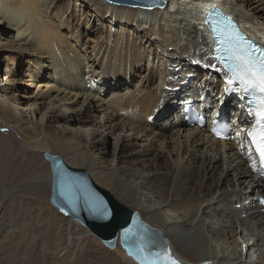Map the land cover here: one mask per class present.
<instances>
[{
    "label": "bare ground",
    "instance_id": "1",
    "mask_svg": "<svg viewBox=\"0 0 264 264\" xmlns=\"http://www.w3.org/2000/svg\"><path fill=\"white\" fill-rule=\"evenodd\" d=\"M77 1L0 0V41L12 46V55L6 58V67H11L6 68L5 74L8 71L9 76H15L18 68L14 66L20 57L24 69L19 73L26 82L33 78L34 85L33 93L23 96L24 101L31 98L26 104L28 113L6 101L7 98L15 103L16 95L0 86V125L12 129L17 148L23 144L27 155L32 156V151L41 155L57 152L52 155L61 157L67 166L85 170L97 186L161 231L178 264H264V211L257 203V198L264 196V185L253 168L242 130L235 129L229 142L217 140L210 134L209 124H189L182 113L187 100L206 111L209 93L214 90L208 84L227 75L218 70L222 66L209 43L215 44V40L207 34L205 10L219 3L238 21L242 32L264 44V28L257 26L260 17L256 16L264 13V8L256 6L251 15L244 8L264 0H239V6L231 0H161L149 9L104 0H81L84 4ZM165 2L167 7L161 9ZM85 4L98 17L96 29L81 13L82 7H87ZM72 11L77 15L75 23H79L80 29L84 27L83 34L66 14ZM137 31L145 33L147 39L137 41ZM89 32L94 36H88L84 42L83 36ZM143 41L148 45L142 46ZM156 42L158 51H164L155 61L150 46ZM171 59H176L177 67L188 65L198 69V73L203 71L202 78L197 80L198 91L189 92V79L179 81L173 94L165 92L174 76L185 71L180 67L176 72L177 69L168 67L172 65ZM142 62L147 76L133 82ZM191 71L186 70L185 74L193 76ZM109 76L114 77L113 82H109ZM121 78L131 81L130 84L116 87ZM152 82L155 87L150 86ZM221 86L219 92L215 91L216 102L219 100L224 107L234 105L224 95H238L226 91V79L221 80ZM224 86L228 88L224 90ZM201 91H205L206 98L198 94ZM47 98L53 100L54 106L61 101L63 104L53 107L39 120L33 118L37 113L35 107L45 105ZM79 99V113L73 115ZM163 105L164 112L173 110L167 125L160 126L153 121ZM235 106L241 114L240 102ZM217 110L218 107L214 108L212 113ZM96 112L105 115L107 129L112 126L131 132L117 135L111 154V130L105 133L73 125L76 121H95ZM104 124L101 123L103 128ZM4 131H0V173L7 175L3 168L15 156L9 144L11 132ZM143 136L151 138L140 143L138 139ZM174 137L178 142L168 148L167 143ZM35 175L37 182L51 181L50 171ZM13 193L4 192L3 200L11 202ZM82 234L77 231L71 241H77ZM219 239L228 240L233 250L228 252L222 245L218 248ZM66 248L62 257L67 256Z\"/></svg>",
    "mask_w": 264,
    "mask_h": 264
},
{
    "label": "rangeland",
    "instance_id": "2",
    "mask_svg": "<svg viewBox=\"0 0 264 264\" xmlns=\"http://www.w3.org/2000/svg\"><path fill=\"white\" fill-rule=\"evenodd\" d=\"M87 2L86 0H84ZM108 3H113L115 5H123L126 4H120L116 3L112 0H104ZM137 1V0H133ZM234 4L236 3L237 6L240 5L239 0H231ZM256 1V0H252ZM79 4H84L83 1L78 0ZM160 2L158 0H147L146 3H143V5H148L147 3H156ZM238 2V3H237ZM260 4V5H259ZM90 5V3H89ZM89 5H86L87 7H82L84 10L81 12L84 14V17L88 20L89 24L92 25L93 29H96L99 25H97V15L96 13L91 9ZM154 4L153 6H155ZM259 5V6H258ZM128 6V5H127ZM264 8V3L261 2H254L250 5H245L244 8L246 9V14H253L254 9L253 8ZM131 7V6H130ZM140 7V6H139ZM167 7V3L165 2L161 9H164ZM144 9H149L146 7H141ZM188 11H190L188 9ZM74 12H67L68 17H72L73 19H70L71 23H74L73 25L75 27L78 26V22L75 23V17L77 15L73 14ZM79 13L80 12H77ZM183 13H186V11ZM192 12H190L191 15ZM255 13V12H254ZM73 14V15H72ZM256 16L260 17L259 24L257 25L259 27L264 28V13L261 11V13L256 14ZM263 22V23H261ZM77 29H80V26L77 27ZM83 29H80V32L83 34ZM77 34H80L79 30L77 31ZM135 32V31H134ZM136 33V32H135ZM138 36L137 41L140 40H146L147 36L141 32L137 31ZM88 36H94V33H87L85 36H83L84 42L86 41ZM142 42V46L148 45L146 42ZM144 43V44H143ZM159 43L156 42L153 43L150 48L152 52H154V56H156L155 61L157 60V56H162V53L158 51V45ZM157 45V46H155ZM9 48H12V46L5 44V40L0 41V86H6L10 89L11 92H13L16 95L15 103L13 101H9L6 98V101L12 103L13 105H16L18 110L24 113L29 112V107L26 105L29 103L28 101L31 100V98L28 97L26 101H24V95H29L33 93L34 85H33V78L28 79V81H24L22 74L19 73L22 72L24 69L23 63L19 57V61H16V65L14 68H18V72L15 74V76H9L8 71L7 74H5L6 68H10L11 66L6 67L7 60L6 58L11 56V52H9ZM174 53V51H171ZM17 55V53H15ZM19 55V54H18ZM24 58V57H23ZM164 58L168 59L167 56H164ZM172 65L170 68L177 69L176 72H179L181 68H183L185 71H191L193 76H190L185 74V71L183 75H175L174 80L170 82L169 86H165L164 90L168 94H173L174 88H178L179 81H185L190 79V84H188V87L190 86L189 92L192 91H198L200 89L198 85L199 79L202 78L203 71L198 73V69L195 70L194 67L190 66L188 67L185 65H179L177 67L176 59L173 62L174 59H171ZM193 60V59H192ZM146 66L142 62V68L136 70L135 76L132 80L135 82L138 80V78L141 76L146 78ZM171 70V69H170ZM175 71V70H174ZM113 76H109V82H113ZM181 79V80H180ZM183 79V80H182ZM145 80V79H144ZM220 80V81H219ZM221 80L220 79H214L212 83H209L208 86L210 88H214L213 91H210V104L211 105V98L214 94L215 97V91L219 92L222 88L221 86ZM24 81V83H21ZM119 81L116 84V87L120 86V88L128 86L131 81L126 82L123 78L118 79ZM196 81V83H194ZM26 82V83H25ZM128 83V84H127ZM206 83V82H204ZM156 83L152 82L150 86L155 87ZM176 84V85H175ZM225 87V86H224ZM194 90V91H193ZM175 92V91H174ZM3 95V92H1ZM200 96H204L205 91L198 92ZM203 94V95H201ZM180 96H177V98ZM176 98V100H177ZM172 100V97H171ZM186 100V99H185ZM215 100V99H214ZM82 99L78 100V103L74 104L75 111L71 114L76 115V109H79L80 103ZM63 104V101L58 102L53 105V100L50 101L48 98L46 99V103L40 104L36 106V114L33 116V118L40 119L41 115L46 113L48 115L49 110H51L53 107H59ZM182 104V103H181ZM180 105V103H179ZM178 105V106H179ZM235 106V105H233ZM65 108L64 106H62ZM213 107V106H212ZM165 106L162 107V112L157 115V118L153 121V123H158L160 126L167 125L168 122V115L173 109H168L164 112ZM182 108V105H181ZM179 108V111L181 110ZM68 110H73L72 108L68 107ZM81 112V111H80ZM45 114V115H46ZM72 115V116H73ZM97 119L95 121L91 120L92 118L87 117V120H91L88 122H74L73 125H76L77 127L83 128V129H99V131H104L105 133L111 130L112 134H109L110 143H109V154L112 152L113 143L117 137V135H124V134H131V132L128 129H123L122 131L120 129H107L109 126V122L104 121L105 115L101 114L100 112H96ZM182 117V116H180ZM99 120H101V123H105L104 125L106 127H102L101 123H97ZM103 120V121H102ZM62 123V122H61ZM152 125V124H151ZM0 131L4 132H11V141H9V144L12 145L14 156L13 158H10V163H8V166L3 168L6 172L8 171V174L5 175L3 173H0V264H135L130 259H128L125 254L123 253L121 247L119 244L116 245L114 249L107 248L103 245V243L94 237L91 233H88V229L80 225L79 223L73 221L69 216L63 214L62 212L58 211L56 208H54L49 203V195H50V187H51V181L45 182L46 180H40V182H37L36 179L34 180L33 177H35V174L44 175L46 172L50 171V165L49 162L39 153H35L32 151V156L27 155L26 151L27 149L21 146L20 149L17 148L15 140H17V137L14 136L12 129L1 124L0 125ZM191 125H189L190 127ZM168 132V131H167ZM169 133V132H168ZM170 136V133H169ZM14 137V138H12ZM140 137V135H139ZM150 139L151 136H143L141 139H138V141L144 142L143 140L145 138ZM177 138V137H176ZM175 137L166 140L168 144V148H171L174 144L178 142V140ZM14 141V142H13ZM158 142H163L162 140ZM14 146V147H13ZM22 152V153H21ZM52 154H58L57 152L51 151ZM20 154V155H19ZM20 156V157H19ZM31 158V159H30ZM13 162V163H12ZM2 169V170H3ZM9 175V176H8ZM14 192L12 195L11 202H6V200H3L2 195L4 192ZM169 214H172L170 211ZM145 214L143 213V217ZM77 231L79 233H83L79 239L72 240L71 236L73 237ZM210 235L208 234V237ZM211 237V236H210ZM238 238V237H237ZM220 240V239H219ZM231 240V239H230ZM72 242V243H71ZM222 245L228 252L232 249L233 245L227 240L223 241L220 240L219 243H217V246ZM57 247V249H56ZM66 248L67 256L62 257L61 253L63 248ZM53 248V249H52ZM52 249V250H51ZM54 250V251H53ZM68 259V260H67ZM191 264V263H190Z\"/></svg>",
    "mask_w": 264,
    "mask_h": 264
},
{
    "label": "water",
    "instance_id": "3",
    "mask_svg": "<svg viewBox=\"0 0 264 264\" xmlns=\"http://www.w3.org/2000/svg\"><path fill=\"white\" fill-rule=\"evenodd\" d=\"M110 1V0H108ZM128 6L151 8L156 3H146L147 0L135 2L112 0ZM161 1V0H158ZM162 2V1H161ZM50 164L51 188L49 203L58 211L72 218L73 221L87 228L107 248L114 249L117 243L137 264H142L138 258L136 244L140 236L153 252H166L169 260H174L171 246L161 231L144 221L137 211L116 201L111 194L97 186L90 175L83 169L67 166L61 157L47 152L42 153ZM108 210L107 215H101L97 209ZM135 226L136 237L124 239L123 229ZM163 260L164 257L162 256Z\"/></svg>",
    "mask_w": 264,
    "mask_h": 264
},
{
    "label": "snow or ice",
    "instance_id": "4",
    "mask_svg": "<svg viewBox=\"0 0 264 264\" xmlns=\"http://www.w3.org/2000/svg\"><path fill=\"white\" fill-rule=\"evenodd\" d=\"M214 11V10H213ZM212 12L209 13V16ZM214 31L218 29L214 28ZM218 55L215 59L221 64L218 70L227 74L228 92H242L248 96L255 97V102L250 100L248 109L249 115L253 116L255 124L253 130L248 133L251 147L255 148L259 155L261 166L264 167V55L254 56L247 48L239 43L229 42L223 48H218ZM215 67V65H213ZM239 135V133H238ZM97 211L101 215H107L108 210L100 207ZM135 226L123 229L122 237L129 239L138 234ZM139 253L138 258L142 264H178L168 259L166 252H153L146 243L143 236H140L136 244ZM164 257L162 260L161 257Z\"/></svg>",
    "mask_w": 264,
    "mask_h": 264
}]
</instances>
